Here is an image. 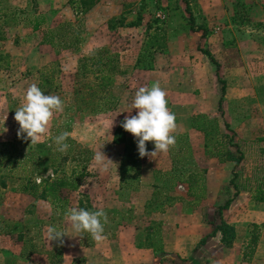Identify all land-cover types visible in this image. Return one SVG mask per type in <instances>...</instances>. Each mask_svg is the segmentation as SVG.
Wrapping results in <instances>:
<instances>
[{
	"label": "rangeland",
	"instance_id": "obj_1",
	"mask_svg": "<svg viewBox=\"0 0 264 264\" xmlns=\"http://www.w3.org/2000/svg\"><path fill=\"white\" fill-rule=\"evenodd\" d=\"M4 20L9 25H4ZM34 21H39L37 29L33 28ZM0 34L4 35L0 52L8 54V66L0 70V157L5 146L18 155L9 175L3 176L5 186H0V264H22L32 258L49 264L47 251L60 250L67 239L71 238L72 243L79 239L80 245L92 242L87 232L72 231L64 217L69 207L89 211L103 208L108 217L104 225L108 238L114 236L119 225L131 221L139 226L146 224L148 234L155 235L151 224L161 222L155 219L157 214L137 217L130 208L138 200L140 165L147 161L146 156H139L137 140L128 133L133 144V165L117 188L109 178L119 172L123 145L113 144L111 131L115 126L122 128L124 117L118 113L133 110L127 103L121 106V101H132L139 87H150L157 78H162L171 91L176 85L178 91L171 98L180 109V102L187 98L178 75L182 66L190 68L186 71L190 80L200 72L203 81L215 75L224 84L232 114L226 142L230 144V137L234 139L231 146L235 155L243 154L232 170V174L238 173L235 181L242 198L228 219L243 227L234 240L238 244L243 241L241 251L253 224L258 226V240L260 236L264 238V202L252 197L259 187L264 189V0H99L86 13H76L67 0H0ZM152 35L163 41V49L145 47ZM101 48L106 50L101 54L103 60L117 55L120 72L114 75L106 103L94 96L83 105L75 91L96 87L95 72L89 61L83 68V58L98 56L96 52ZM204 50L210 51L216 62ZM156 57L162 60L156 62ZM41 71L51 76L53 85L46 87L44 94L59 96L64 109L54 116L43 141L31 145L30 139L17 137L19 124L14 115L26 88L33 83L38 86ZM104 106L109 109L98 110ZM4 128L6 132H2ZM63 131L70 133L66 141L70 147L65 153L56 151L52 140ZM210 137H216L213 131ZM102 145L100 150L116 164L107 172L100 171L93 160ZM48 147L54 158L52 165ZM155 157L159 162L151 172L156 176L157 170L164 172L170 165L168 156ZM204 163L201 161L197 168L203 170ZM82 171L84 174L77 178L78 188L64 191L66 201L28 198L21 196L25 193L18 189L25 175L37 181L66 173L73 179ZM228 185L222 184L220 189L234 194L235 187L231 182ZM163 186L158 182L159 191ZM216 209L213 214L206 211L205 218L215 219ZM47 226L68 234L62 237L63 243L47 241ZM252 255L246 258L247 264H264V251L256 260Z\"/></svg>",
	"mask_w": 264,
	"mask_h": 264
},
{
	"label": "crops",
	"instance_id": "obj_2",
	"mask_svg": "<svg viewBox=\"0 0 264 264\" xmlns=\"http://www.w3.org/2000/svg\"><path fill=\"white\" fill-rule=\"evenodd\" d=\"M159 54L164 56L162 53ZM159 57H156V62L162 60ZM189 69L182 66L178 72L179 81L187 95V98L180 102V109L175 98H171V95L178 91L176 85L171 91L164 86L162 78H157L155 81H159L161 87L168 93V107L176 115L177 130L174 133L176 144L174 147H170L167 153H160L163 156H168L163 159H167L170 167L164 172L157 170L156 176L152 174L151 170L157 166L159 158L145 157L147 161H143L140 165L138 200L130 207L132 215L137 217L149 215V213L157 214L155 219L161 220V222L151 224L155 227L153 230L155 235L148 234L146 224L139 226L131 221L119 225L112 238L105 236L106 238L100 242L93 240L88 244L80 245L79 239H75L73 243L71 238L67 239L60 250L47 251L46 260L49 264L248 263L247 260H242L241 245L243 241L238 244L235 240L232 242V246H225L221 242L219 231L209 237L205 244L199 245V241L213 229V224L209 222V219L213 218L206 219L205 212L215 213L216 206L223 205L229 198L232 200L227 208L222 209L221 216L226 223L234 227L238 237L239 231L243 229L242 225L232 223L228 218L234 206L242 198V193L238 192L234 196V194H227L226 189V192L220 189L222 184L225 187L229 186L228 182L230 183L233 177L232 170L235 165L234 160L227 159L225 156L227 150L235 154V150L231 146L235 140H231L230 144L226 142L228 130L225 123L228 124L232 121L228 95L222 93L223 84L217 81L215 75L206 77L203 81L200 72H198V76H193L190 80V73L186 72ZM168 85L171 84L168 83ZM220 99L221 110L219 109ZM131 102L130 99L127 101L124 98L121 101V106L126 103L131 105ZM136 112V109H129L123 115L120 113L117 115L121 118L130 114L135 115ZM214 119H216L217 127L211 129L210 125L214 124ZM199 120L202 121L205 129L199 130L193 127V124ZM117 129L118 126H115L111 131V141L115 145H123L124 150L125 143L130 140V137L127 136L129 132L125 130L123 132L125 141L118 139L119 141L115 142ZM212 131L216 135L213 139L210 137ZM146 148L151 152L154 150V144L148 142ZM122 157L123 155L120 157L119 166ZM201 161L205 162L203 170L197 168L201 165ZM174 170L176 172L172 173ZM119 174V172H115V175L113 174V177L109 178L117 183V188L124 182L123 175L119 176ZM158 182L164 184L161 191H159ZM21 196L30 198L27 194ZM160 198L161 200H159ZM216 215V223H219L220 217L218 214ZM263 239L260 236L252 255L253 260L263 255ZM22 264L41 263L36 258H32Z\"/></svg>",
	"mask_w": 264,
	"mask_h": 264
},
{
	"label": "clouds",
	"instance_id": "obj_3",
	"mask_svg": "<svg viewBox=\"0 0 264 264\" xmlns=\"http://www.w3.org/2000/svg\"><path fill=\"white\" fill-rule=\"evenodd\" d=\"M63 109L64 102L59 96L45 95L44 91L35 83L29 85L22 95L19 107L15 109L14 120L19 124L17 137L24 140L30 139L31 145L42 142L49 133V125L54 116L57 113H62ZM131 109H136V114L125 116L120 126L136 138L141 158L145 156L152 158L160 153H167L170 147L175 146L176 115L169 109L167 92L161 87L159 81L150 87H139L132 98ZM128 112L131 113V111ZM6 131L7 129L4 128L2 132ZM69 136V132L63 131L52 137L56 151L61 153L67 151L70 147L66 143ZM146 142L154 144L153 151L147 150ZM102 147L103 145L96 151L93 160L100 171L107 172L114 163L100 150ZM64 217L74 233L87 232L97 242L106 238L104 225L108 222V217L103 208L89 211L79 207H69L65 211ZM64 235L68 234L53 226L46 227L47 241L63 243Z\"/></svg>",
	"mask_w": 264,
	"mask_h": 264
},
{
	"label": "trees",
	"instance_id": "obj_4",
	"mask_svg": "<svg viewBox=\"0 0 264 264\" xmlns=\"http://www.w3.org/2000/svg\"><path fill=\"white\" fill-rule=\"evenodd\" d=\"M99 0H67L68 5L76 12V13H86L90 9H92ZM15 20V19H14ZM15 23V22H14ZM4 25H9L7 20L3 21ZM39 27V21H34L33 28L37 29ZM4 38V35L0 34V40ZM164 43L163 41H159L158 36L152 35L149 40L146 42L145 47L146 48H156V49H163L164 48ZM145 48V49H146ZM106 50L104 48L99 49L96 53L98 56L90 55L88 57H84V63H83V68H86L88 61L90 62V66H92V71L95 72V81H96V87L94 88L93 85L89 86V88L85 91H75L77 94V97L79 100H81V104L84 105V103H88L91 99V97L96 96L98 100L103 99V102L106 103L107 100L110 98V88L112 87L113 81H114V75L116 73L120 72L119 69V64L117 63V55H108L107 57L105 56V59L103 60L104 57L101 56L102 53H104ZM204 54L208 56V58L216 62L212 53L208 50L203 51ZM107 58V59H106ZM8 66V54L0 52V70ZM38 87L41 88L42 91L48 90L45 89L48 87L49 89L53 87L52 85V80L51 76L44 73L41 71L40 73V81L38 83ZM221 91L224 94L225 92V87L224 84L221 87ZM108 95V96H106ZM76 97V99H77ZM109 97V98H108ZM99 104V103H98ZM220 104H221V99L219 100V109H220ZM81 105H77V108H80ZM109 109V107L104 106L99 108V111ZM221 110V109H220ZM214 124H211L210 127L211 129H216L217 127V122L216 119L213 120ZM225 126L228 128V124L225 123ZM193 127L199 130L205 129L204 124L202 123L201 120L195 122L193 124ZM209 127V128H210ZM124 129L118 128L116 132V137H115V142H118L120 139L121 141H125L124 138ZM119 139V140H118ZM230 142L232 143V139H229ZM235 144V143H234ZM5 145V143H4ZM38 147H42V144H38ZM236 150H239V147L236 146ZM47 155H48V161L52 165L51 161L54 160V158L51 155V150L48 147L46 149ZM1 154H4L3 157H0V186H5V181L3 176L9 175V171L12 169L11 165L12 163L16 160L17 154L13 155L11 148H5L2 149ZM31 155L34 154L33 151L30 152ZM133 144L131 141H128L125 143L124 150H123V157L119 166V172L121 175L125 174L128 172V170L132 169L133 165ZM225 156L227 159H231L235 161V166L239 165L243 158V154L235 155L233 152L230 150H227L225 152ZM7 164V169L4 168V162ZM129 164V165H127ZM82 168L84 169L85 166L83 165ZM80 174H75L74 178L71 179L69 178L66 173L62 174L60 176H55L54 178L51 177H46L40 179L39 182H37L35 179L32 178V176L25 175L24 177H21L20 183L18 185V189L25 193L28 194L32 197L38 198V199H50L54 198L56 200H61V201H66V197H64L63 193L64 191H72L76 190L78 188V183H77V178L79 176L81 177L84 173ZM72 173L74 171L72 170ZM238 176L237 172H234L233 177L231 178L230 182L233 184L235 187V195L238 193V185L235 181L236 177ZM253 200L257 202H264V189L263 187H259L257 189V192L252 195ZM232 198H229L225 201V203L221 206L217 207V214L220 217V222L216 223L215 219H209V222L213 224V229L212 231L204 236L200 241L199 245L205 244L207 239L211 236H214L216 232L221 233V242L225 246H232V242L235 240L236 237V232L235 229L232 225L226 223V221L222 218L221 216V211L224 208H227L231 202ZM258 226L256 224H253V230L251 231V234L249 236V239L245 243V246L242 251V258L243 260H246V258L249 259V257L253 254L254 249L257 245L258 241Z\"/></svg>",
	"mask_w": 264,
	"mask_h": 264
},
{
	"label": "built area",
	"instance_id": "obj_5",
	"mask_svg": "<svg viewBox=\"0 0 264 264\" xmlns=\"http://www.w3.org/2000/svg\"><path fill=\"white\" fill-rule=\"evenodd\" d=\"M40 180L39 179H37V182H39Z\"/></svg>",
	"mask_w": 264,
	"mask_h": 264
}]
</instances>
